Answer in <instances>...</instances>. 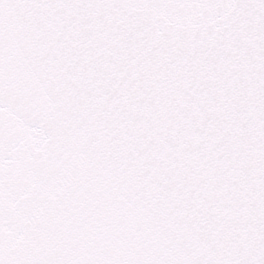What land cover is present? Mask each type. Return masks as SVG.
Returning a JSON list of instances; mask_svg holds the SVG:
<instances>
[{
    "label": "snow or ice",
    "instance_id": "obj_1",
    "mask_svg": "<svg viewBox=\"0 0 264 264\" xmlns=\"http://www.w3.org/2000/svg\"><path fill=\"white\" fill-rule=\"evenodd\" d=\"M0 264H264V0H0Z\"/></svg>",
    "mask_w": 264,
    "mask_h": 264
}]
</instances>
